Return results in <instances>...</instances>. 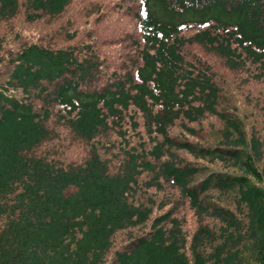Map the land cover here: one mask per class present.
Instances as JSON below:
<instances>
[{
    "label": "trees",
    "instance_id": "obj_1",
    "mask_svg": "<svg viewBox=\"0 0 264 264\" xmlns=\"http://www.w3.org/2000/svg\"><path fill=\"white\" fill-rule=\"evenodd\" d=\"M209 53L264 80V0H0V264H264V129Z\"/></svg>",
    "mask_w": 264,
    "mask_h": 264
},
{
    "label": "rangeland",
    "instance_id": "obj_2",
    "mask_svg": "<svg viewBox=\"0 0 264 264\" xmlns=\"http://www.w3.org/2000/svg\"><path fill=\"white\" fill-rule=\"evenodd\" d=\"M110 19V16L103 20L98 17L95 25H102ZM207 57L213 63L214 69L224 76L226 82L231 84L228 94L233 97L232 104L243 115L248 129L254 128L262 131L264 129V80L244 79L241 73L225 66L219 55L209 53ZM211 120L212 118L207 119L204 125H209ZM186 214L185 225L192 229L197 223V218L192 212H186Z\"/></svg>",
    "mask_w": 264,
    "mask_h": 264
}]
</instances>
